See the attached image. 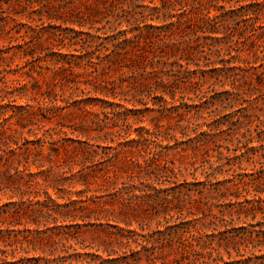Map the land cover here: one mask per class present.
Here are the masks:
<instances>
[{
  "label": "rangeland",
  "instance_id": "374dc122",
  "mask_svg": "<svg viewBox=\"0 0 264 264\" xmlns=\"http://www.w3.org/2000/svg\"><path fill=\"white\" fill-rule=\"evenodd\" d=\"M249 3L227 2L206 52L176 63L152 36L116 54L94 0L53 20L0 0V264H264V7Z\"/></svg>",
  "mask_w": 264,
  "mask_h": 264
},
{
  "label": "trees",
  "instance_id": "16d2710c",
  "mask_svg": "<svg viewBox=\"0 0 264 264\" xmlns=\"http://www.w3.org/2000/svg\"><path fill=\"white\" fill-rule=\"evenodd\" d=\"M33 1L40 6L36 11L41 13L42 17L47 15L49 20L60 19L53 13L57 6L61 9L71 8L70 6L79 8V6H86L90 2V0ZM233 1L239 6V8L231 10L233 13L242 10V1H250L248 6L264 7V1L261 2L260 0H165L161 7L151 6L154 4V0L149 1L148 4L146 0H94L96 6L102 4L105 6L104 10L107 11L103 19L98 22H102L105 18L106 24H109L110 28L120 35L116 38L115 46L120 49L116 54L120 55L124 51L127 55L131 52L129 48L134 46V43H137L136 47L141 46V44L147 45L148 38L152 36L155 39L152 43L158 44L161 50L168 49L166 52L167 59L174 58L176 63L184 59L189 62V59L194 55L206 52L204 47L208 44L207 41L214 39L211 36L219 34V29L223 27L222 17L227 15V12L223 11L225 4ZM220 3L223 5H219ZM30 5H33V2ZM213 10L216 11L215 14ZM260 12H263V9ZM149 16H151V20L160 21L159 25L147 24ZM79 25L84 26L85 24L79 23ZM123 26L125 29L120 30L119 28ZM130 33L132 34L131 37L128 36ZM175 33L180 34L179 38L172 42L163 41L164 37L169 39ZM216 39L219 40L220 38L216 37ZM82 48L84 51L80 52L89 51L93 47L84 40ZM76 203V200H72L63 206L51 199V204L54 207H68ZM37 261L39 262L41 259L38 258Z\"/></svg>",
  "mask_w": 264,
  "mask_h": 264
}]
</instances>
